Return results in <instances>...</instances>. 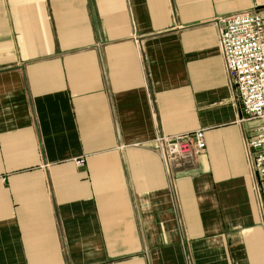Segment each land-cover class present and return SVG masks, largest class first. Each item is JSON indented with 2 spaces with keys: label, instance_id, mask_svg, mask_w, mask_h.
Masks as SVG:
<instances>
[{
  "label": "crops",
  "instance_id": "obj_1",
  "mask_svg": "<svg viewBox=\"0 0 264 264\" xmlns=\"http://www.w3.org/2000/svg\"><path fill=\"white\" fill-rule=\"evenodd\" d=\"M248 12L264 0H0V264H264V119L219 38ZM200 129L171 176L149 141Z\"/></svg>",
  "mask_w": 264,
  "mask_h": 264
},
{
  "label": "built area",
  "instance_id": "obj_2",
  "mask_svg": "<svg viewBox=\"0 0 264 264\" xmlns=\"http://www.w3.org/2000/svg\"><path fill=\"white\" fill-rule=\"evenodd\" d=\"M220 45L230 81L236 87L245 113L264 119V19L256 12L233 15L219 27ZM149 147L174 176L182 164L194 163L207 148L204 129L176 135H160ZM246 155L256 177L255 191L264 220V124L245 137ZM84 160L78 161L82 164Z\"/></svg>",
  "mask_w": 264,
  "mask_h": 264
},
{
  "label": "rangeland",
  "instance_id": "obj_3",
  "mask_svg": "<svg viewBox=\"0 0 264 264\" xmlns=\"http://www.w3.org/2000/svg\"><path fill=\"white\" fill-rule=\"evenodd\" d=\"M239 98V97H238ZM239 101H240V99H239ZM263 125V124H262ZM176 135V134H175Z\"/></svg>",
  "mask_w": 264,
  "mask_h": 264
}]
</instances>
